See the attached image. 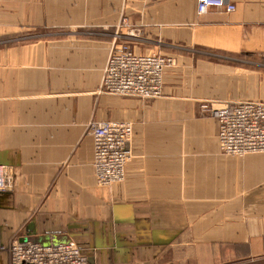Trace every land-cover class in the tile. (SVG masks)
I'll list each match as a JSON object with an SVG mask.
<instances>
[{
  "label": "crops",
  "instance_id": "crops-1",
  "mask_svg": "<svg viewBox=\"0 0 264 264\" xmlns=\"http://www.w3.org/2000/svg\"><path fill=\"white\" fill-rule=\"evenodd\" d=\"M197 1L0 0V164L14 173L0 247L72 242L90 264H264V153L223 154L201 113L264 102V0L203 15ZM123 19L135 53L176 61L161 98L101 92ZM47 28L95 32L32 40ZM92 120L133 124L121 184H97Z\"/></svg>",
  "mask_w": 264,
  "mask_h": 264
},
{
  "label": "built area",
  "instance_id": "built-area-1",
  "mask_svg": "<svg viewBox=\"0 0 264 264\" xmlns=\"http://www.w3.org/2000/svg\"><path fill=\"white\" fill-rule=\"evenodd\" d=\"M212 8L229 12L236 7L227 0H198L197 12L206 14ZM121 28L130 24L122 20ZM132 32L118 34L110 53L101 84V92L127 98L155 100L163 96L164 77L175 67L171 56L137 54L127 41ZM203 112L218 123V138L223 154L243 158L264 153V102L205 103ZM88 132L95 144L94 168L97 184L112 187L127 177L132 159L133 124L113 120H92ZM14 173L11 166L0 164V195L13 190ZM9 253L10 264H90L82 249L72 242L44 245L39 242L13 241L1 246Z\"/></svg>",
  "mask_w": 264,
  "mask_h": 264
},
{
  "label": "rangeland",
  "instance_id": "rangeland-1",
  "mask_svg": "<svg viewBox=\"0 0 264 264\" xmlns=\"http://www.w3.org/2000/svg\"><path fill=\"white\" fill-rule=\"evenodd\" d=\"M122 23V22H121ZM119 28H117L116 30L112 31L110 33V36H112L113 40H116V36L119 34H123V28H121V26H118ZM93 32L90 28H83V29H72V28H66V29H57V28H47V29H42L41 31H38L37 33L33 34L34 39L32 40H39V39H49V40H54L59 38H66V39H75V38H82V37H90L93 36ZM106 33V32H105ZM105 33L104 34H100L99 36H104L105 37ZM29 36H26L25 33H23L21 36H18L16 39L18 40H27ZM28 40H31L28 39ZM2 42V41H1ZM0 42V43H1ZM207 103H211V102H207ZM213 103H218V102H214ZM205 104V103H204ZM203 106V104H202ZM202 106H201V113L203 114V116H205L206 118H211L207 113L203 112L202 110ZM214 120V118H211ZM100 121V120H98ZM103 121V120H101ZM129 123V122H128ZM134 137V135H133ZM1 248V247H0ZM6 252V251H5ZM9 256V253L6 252ZM9 264H10V260H9Z\"/></svg>",
  "mask_w": 264,
  "mask_h": 264
},
{
  "label": "water",
  "instance_id": "water-1",
  "mask_svg": "<svg viewBox=\"0 0 264 264\" xmlns=\"http://www.w3.org/2000/svg\"><path fill=\"white\" fill-rule=\"evenodd\" d=\"M51 242H49V243H42V244H44V245H49ZM53 243L54 244H59V243H64V242H59V241H57V240H53Z\"/></svg>",
  "mask_w": 264,
  "mask_h": 264
}]
</instances>
